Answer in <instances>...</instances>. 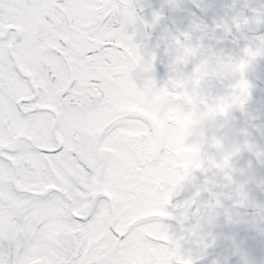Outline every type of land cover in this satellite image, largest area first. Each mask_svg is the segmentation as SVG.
Here are the masks:
<instances>
[{
	"label": "snow or ice",
	"instance_id": "snow-or-ice-1",
	"mask_svg": "<svg viewBox=\"0 0 264 264\" xmlns=\"http://www.w3.org/2000/svg\"><path fill=\"white\" fill-rule=\"evenodd\" d=\"M160 16L153 12L151 21L145 19L134 0H0V264L198 259L184 254L186 237L173 234L166 221L198 235L200 220L210 222L223 207L215 180L206 176L190 198H173L195 178V168L220 169L233 183L230 156L207 167H178L156 143V120L136 105L165 95L190 121L201 106L209 107L203 91L209 77L239 73L227 95L243 108L251 95L244 72L264 56V37L238 60L205 58L184 75L179 66L200 50L184 32L173 38L174 74L158 84L151 75L156 54L146 57L135 36L140 24L152 27ZM139 73L146 74L142 81ZM212 100H220L218 110L226 114L224 97ZM212 143L220 146L216 137ZM186 148L197 152L200 143ZM202 191L212 199L201 203ZM236 193L243 205L242 185ZM190 214L198 219L185 229Z\"/></svg>",
	"mask_w": 264,
	"mask_h": 264
},
{
	"label": "flooded vegetation",
	"instance_id": "flooded-vegetation-1",
	"mask_svg": "<svg viewBox=\"0 0 264 264\" xmlns=\"http://www.w3.org/2000/svg\"><path fill=\"white\" fill-rule=\"evenodd\" d=\"M134 3L137 12L149 21L152 20L153 12L161 13L160 19L152 27L145 28L140 24L135 36L146 57L156 54L154 66L161 63L173 67L176 54L173 38L184 32L190 33L188 43L200 46L196 57L179 66L180 73L184 75L191 74L195 64L205 58L212 62L217 58L238 60L243 56L246 46H256L260 43V37H264V22H256L258 16L264 15V0H134ZM244 18L248 19L247 24L242 23ZM237 20L241 21L239 29L236 28ZM169 69L173 75V69ZM145 75L139 73L138 81H142ZM154 77L158 84L168 80ZM244 78L251 85V95L243 108L236 103L231 111L226 110L222 116L217 108L218 118L209 111V107L214 108L221 103L220 100H212L215 97L223 96L224 104L232 101L227 93L231 91L230 85L239 79V73L227 74L223 77H209L205 81L203 91L209 98V107L201 106L195 113L211 123L203 137L206 153H212L217 148L210 138L214 134L219 135L220 131L215 128L221 119L225 127L223 131H229L227 135L230 142L233 137L238 143L246 142L229 158L233 183L223 178L220 169L210 168L204 173L202 185L195 184L194 178L186 182L180 194L173 198V203L190 198L197 187L203 186L206 176L215 180L213 191L220 194L223 207L215 209L210 222L207 217L200 220L198 235L190 236L182 231L181 224L176 220L166 221L173 234L186 237L182 241V248L185 255L198 257L194 264H264V155H256L257 152H264V56L256 57L247 66ZM165 99L169 108H172L166 96ZM150 102L155 104L154 99ZM143 105L142 100L136 107L156 120L165 158L174 157L178 167H187L190 152L187 150V157H183L184 154L170 142L174 138H168L169 128H174L175 123L166 128L163 120L165 115L160 119L158 114ZM181 110L178 120L182 121L184 115L180 114ZM246 145H252L253 149L249 150ZM219 147H223V141ZM208 164L209 161L205 160V167ZM239 185L243 186L247 195L243 205L237 203L239 196L236 189ZM209 199L212 197L206 191H202L198 197L201 203ZM197 219L190 214L183 228H190ZM205 244L208 247L205 248Z\"/></svg>",
	"mask_w": 264,
	"mask_h": 264
},
{
	"label": "rangeland",
	"instance_id": "rangeland-1",
	"mask_svg": "<svg viewBox=\"0 0 264 264\" xmlns=\"http://www.w3.org/2000/svg\"><path fill=\"white\" fill-rule=\"evenodd\" d=\"M169 68L173 67L171 65L168 64H161L158 63V66H154V69L152 71L151 74H154L153 76H157L158 79L159 78H169L170 75H172V72L170 71ZM167 73V74H166ZM174 74V73H173ZM166 76V77H165ZM163 78V79H164ZM159 82V81H158ZM155 104H153L152 102H147V106L146 108H148L149 110H153L154 114H158V117L160 119H162V117L159 115L161 109L164 111V115L165 117L163 118V120L165 121V125L166 128H169L170 126H172L174 123V128L170 129V135H168V138H174L171 139L170 142H173V144L177 147V149L179 151H181L184 155H182L183 157H187V148H186V144H193L194 140H193V135H192V128L193 127H201L202 131L200 133V153H206L205 150L206 145L204 143V135L207 134V130L209 129V127H211L209 125V123L206 121V119H201L198 114H195V117L193 119V121H185L184 120H178V115H179V109L177 108H169V106L166 104V99L164 95H158L155 96L154 98ZM158 105V106H157ZM181 115H184V110L180 111ZM204 116L205 114L202 113ZM221 116L223 115L222 113H220ZM216 117L218 118V113H215ZM172 121V124L170 123ZM211 124V123H210ZM224 127V122L223 119L220 120L219 124L217 125V127L215 128L217 131L222 132ZM222 129V130H221ZM225 130V129H224ZM228 131V130H227ZM187 133V139L185 140V134ZM202 134V135H201ZM229 134V131H228ZM203 143V144H202ZM176 159V158H175ZM205 166V160L202 162ZM195 172V184L202 185V181L204 178V172H202L199 168H195L194 169Z\"/></svg>",
	"mask_w": 264,
	"mask_h": 264
},
{
	"label": "clouds",
	"instance_id": "clouds-1",
	"mask_svg": "<svg viewBox=\"0 0 264 264\" xmlns=\"http://www.w3.org/2000/svg\"><path fill=\"white\" fill-rule=\"evenodd\" d=\"M236 104V103H235ZM228 107L227 110L231 111L234 103L228 102L227 103ZM218 106H215L214 109H217ZM192 135H193V140L194 144L199 143L200 141V133L202 131L201 127H193L192 128ZM228 131L224 130L223 132H220L219 135L214 134L210 140L212 141L213 137H216L219 139L220 143L223 141V147H217L216 150L212 153H200V151L197 152H190L188 159H187V168H195V166L199 163H202L204 160L210 161H222L223 158L228 155L232 156L235 154V152L240 150L241 144L245 143L246 141H240L239 143L236 141L235 137L231 140V142L228 139Z\"/></svg>",
	"mask_w": 264,
	"mask_h": 264
},
{
	"label": "water",
	"instance_id": "water-1",
	"mask_svg": "<svg viewBox=\"0 0 264 264\" xmlns=\"http://www.w3.org/2000/svg\"><path fill=\"white\" fill-rule=\"evenodd\" d=\"M156 143L161 148V145H162V136L160 135V128L158 126H157Z\"/></svg>",
	"mask_w": 264,
	"mask_h": 264
}]
</instances>
